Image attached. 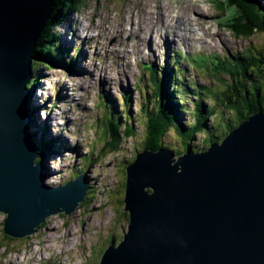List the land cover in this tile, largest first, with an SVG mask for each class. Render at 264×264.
<instances>
[{"label": "rangeland", "instance_id": "obj_1", "mask_svg": "<svg viewBox=\"0 0 264 264\" xmlns=\"http://www.w3.org/2000/svg\"><path fill=\"white\" fill-rule=\"evenodd\" d=\"M76 1L77 7L66 9L65 18L52 32L58 43L68 48L64 62L69 63L79 47L83 54L79 55L72 71L59 63L50 69L43 63H33L32 79L36 74L40 77L31 91L36 115L33 116L35 126H30V131L34 132L32 135L38 144L43 127H47V136L56 138L53 152L41 155L44 165L49 166L44 179L46 185L58 187L85 175V179H96L98 186L71 214L56 213L46 217L29 236L4 235V214L0 213V264H100L108 246L117 247L122 241L129 225L122 184L126 160L136 147L140 149L142 128L137 119L141 117V99L149 93L148 89L151 91L146 72L149 63L161 76V66L166 64L172 50L173 62L181 60L189 66L185 67L184 77L189 85L195 89L203 86L200 92L197 89L193 94L203 95L210 105L209 96L221 97L222 90L227 89L223 81L231 82L226 70L230 68L233 55L258 57V51L264 53V35L235 36L223 24V9L217 0ZM189 3L193 11L187 8ZM178 8L182 9L175 13ZM222 59L227 65L219 74L216 68L222 66ZM78 65L81 72L75 71ZM260 67L264 69L261 63ZM137 83L141 91L138 86L133 88ZM183 91L181 103L186 102L189 109L196 99ZM129 92L128 108L137 131L136 139L122 140L117 152L104 150L100 123L104 108L99 103L105 96L113 98L118 111H122L121 94ZM48 114L50 118L46 120ZM177 138L172 130L165 135L167 144L181 147ZM200 139L201 136H196L193 142ZM58 140L64 145L60 146ZM85 155L91 156V162L79 159ZM79 170L83 172L78 175Z\"/></svg>", "mask_w": 264, "mask_h": 264}, {"label": "water", "instance_id": "obj_2", "mask_svg": "<svg viewBox=\"0 0 264 264\" xmlns=\"http://www.w3.org/2000/svg\"><path fill=\"white\" fill-rule=\"evenodd\" d=\"M54 2L0 0V213L11 238L71 214L98 186L85 175L46 185L32 144L27 84ZM124 193L128 231L100 264H264V111L202 151L139 150Z\"/></svg>", "mask_w": 264, "mask_h": 264}, {"label": "trees", "instance_id": "obj_3", "mask_svg": "<svg viewBox=\"0 0 264 264\" xmlns=\"http://www.w3.org/2000/svg\"><path fill=\"white\" fill-rule=\"evenodd\" d=\"M53 11L43 32L38 36L34 49L32 63H43L45 68L50 69L56 63L62 64L74 70V64L78 62L79 55L83 51L77 48L75 54L69 63L64 62L68 48L58 43L56 34L52 28L59 25L65 18L68 10L77 7L76 0H54ZM219 6L222 7L224 14L223 24L229 28L231 33L237 37H250L264 35V0H217ZM227 13V14H226ZM256 57L248 54L233 55L230 68L226 70L230 74L231 84L223 81L225 88L222 90L221 97L219 95L209 96L211 98L210 105L205 102L203 95L193 96L196 99L191 108H187L188 104L181 103L182 99L178 95H182L185 86L178 74L180 69L174 71L173 68H165L164 76L157 75L151 65L146 66L149 72L148 78L150 82L149 93L146 94L140 103L141 117L137 120L142 128V136L139 139L140 149H134L133 154L126 165L132 162L136 153L144 148L157 150L160 147H166L174 151L178 155L187 149L191 151H202L207 149L212 143L220 142L224 135L234 129L239 123L246 119L250 114L262 110L264 111V69L260 67V63L264 66V53L258 51ZM230 61V59H228ZM222 66L216 68L219 74L226 68V62L221 60ZM167 70V71H166ZM173 75V76H172ZM177 75V76H176ZM40 75L36 74L27 87L33 91L35 83H38ZM139 80L143 79L139 77ZM138 86V88H137ZM229 86V87H228ZM141 91L140 83L134 84L133 88ZM178 88L180 92H178ZM177 89V90H176ZM200 90L202 89L199 88ZM197 88H194L196 91ZM210 91H214L210 89ZM208 90V92H210ZM131 92L121 94L122 111H118L115 100L105 96L104 101L99 104L104 108V115L100 120L101 128L105 143L103 149L111 151H119L121 141L128 138L136 139L137 131L132 123V117L128 105H130ZM194 95V94H193ZM144 100V101H143ZM115 103V105H114ZM36 110L32 104L28 108L31 116L29 125L35 126ZM34 112V113H33ZM121 116L124 122L121 123ZM34 120V121H33ZM183 121V122H182ZM40 134H43L39 144L37 142V154L48 156L53 152V145L56 139L47 137V127H43ZM172 130L181 147H173L167 144L168 139L165 135ZM31 134L34 135V132ZM45 136V137H44ZM196 136H201L199 142L194 143ZM59 145L64 144L58 140ZM101 149V153L104 151ZM91 157V156H90ZM90 157L86 155L79 159L83 162H91ZM126 169V167H125ZM82 170H79V175ZM76 174V175H77ZM76 175H74L76 177ZM125 190V181L122 184ZM5 235V234H4Z\"/></svg>", "mask_w": 264, "mask_h": 264}, {"label": "bare ground", "instance_id": "obj_4", "mask_svg": "<svg viewBox=\"0 0 264 264\" xmlns=\"http://www.w3.org/2000/svg\"><path fill=\"white\" fill-rule=\"evenodd\" d=\"M194 1H197V0H194ZM189 7H191L190 8V11H193V6H192V4L191 3H189L188 4V7L187 8H189ZM159 8H160V6H159ZM182 8H178L177 10H176V12L175 13H179L180 12V10H181ZM186 20V19H185ZM187 24H189L190 25V23H187ZM198 24H201V23H199L198 22ZM78 32V31H77ZM182 34H183V36H182ZM180 36H181V38H183V37H185V35H184V33H182ZM80 35V34H79ZM165 35H166V33H163L162 34V36L164 37L163 38V40H166V37H165ZM77 37V36H76ZM86 39V38H85ZM64 40H66L65 38H64ZM66 41H71L70 40V38L68 39L67 38V40ZM110 49V48H109ZM171 52H172V50H171ZM123 57V56H122ZM81 67H80V65H78L77 67H76V70L75 71H77V70H80V72H81V69H80ZM78 73V72H77ZM74 74H75V72H74ZM177 76V75H176ZM179 96V95H178ZM33 97H34V94L33 93H31V102H33ZM35 109V108H34ZM34 113V112H33ZM33 117V116H32ZM48 118H50V115L48 114L47 116H46V120L48 119ZM183 122V121H182ZM31 137H32V144H33V146H34V150H36L37 151V140H34V136L31 134ZM47 138H49V139H52V138H55L54 136H47L46 137V139ZM56 139V138H55ZM37 154V153H36ZM38 155V154H37ZM29 236V235H28Z\"/></svg>", "mask_w": 264, "mask_h": 264}]
</instances>
